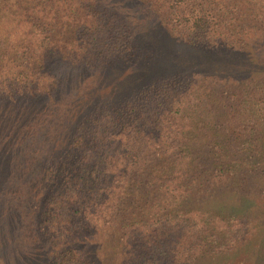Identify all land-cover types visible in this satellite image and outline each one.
Instances as JSON below:
<instances>
[{"label":"rangeland","instance_id":"rangeland-1","mask_svg":"<svg viewBox=\"0 0 264 264\" xmlns=\"http://www.w3.org/2000/svg\"><path fill=\"white\" fill-rule=\"evenodd\" d=\"M47 1L42 35L0 23L14 43L0 44V264H244L202 257L171 210L217 191L211 147L264 142L250 90L213 85L222 54L191 42L174 4ZM184 156L196 166L176 168Z\"/></svg>","mask_w":264,"mask_h":264},{"label":"trees","instance_id":"trees-1","mask_svg":"<svg viewBox=\"0 0 264 264\" xmlns=\"http://www.w3.org/2000/svg\"><path fill=\"white\" fill-rule=\"evenodd\" d=\"M18 1L22 2L24 9L20 5H13L12 0H0V23L8 19L12 24H18L17 27H22L24 33L29 30L42 35L38 28L41 30V27L49 26L48 22L53 15L37 10L44 3L49 7L51 1ZM62 1L63 6L69 2ZM147 1L152 3L154 0ZM157 1L161 2L164 9H169L174 4L178 7L176 14H186L190 23L188 38L193 40L191 42L196 43L200 38L208 40L213 54H222L221 66H216L217 69L207 75V78L214 81L213 85L247 88L250 90V98L243 108L251 106L252 102H255L253 105L264 108V0H229L227 3L224 0ZM94 5L92 0V7ZM70 19L77 25L76 29L80 28L74 17L66 20ZM9 42L14 44L9 37H0V44L8 46ZM48 49L49 47L44 49L43 55H49ZM255 106L243 111L255 115V119L261 115V121L264 122V110H256ZM252 132L249 131L248 135L251 136ZM261 134L264 137V129ZM110 148L108 145L106 152H110ZM234 148L225 143L210 148L211 152L216 153L214 160L209 163V170L212 176H217L212 183L217 191L203 202L197 203L194 208L172 209L171 212L180 223H186L188 228L197 230L192 233L201 242L199 254L201 252L202 257L215 252L219 256L228 253L230 260H233L242 252L244 264H264V142L254 143L248 139L237 146V153L242 155L241 158H234V154H237L234 153ZM188 149H192V146L182 144L176 147L185 156H190ZM195 158L176 160L175 167H195V162L198 161ZM82 173L88 177V187L92 189L91 180L96 176V170L91 169L89 172L84 169ZM59 254L61 253L54 254L58 260ZM202 261L199 262L207 264V261ZM59 264L65 262L59 260Z\"/></svg>","mask_w":264,"mask_h":264}]
</instances>
